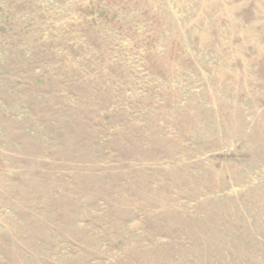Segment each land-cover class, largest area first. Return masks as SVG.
<instances>
[{"label": "rangeland", "instance_id": "rangeland-1", "mask_svg": "<svg viewBox=\"0 0 264 264\" xmlns=\"http://www.w3.org/2000/svg\"><path fill=\"white\" fill-rule=\"evenodd\" d=\"M0 264H264V0H0Z\"/></svg>", "mask_w": 264, "mask_h": 264}]
</instances>
